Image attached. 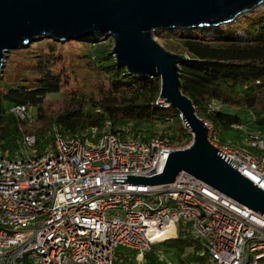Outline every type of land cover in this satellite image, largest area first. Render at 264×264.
Wrapping results in <instances>:
<instances>
[{
    "label": "built area",
    "instance_id": "1",
    "mask_svg": "<svg viewBox=\"0 0 264 264\" xmlns=\"http://www.w3.org/2000/svg\"><path fill=\"white\" fill-rule=\"evenodd\" d=\"M13 111L34 120L32 108ZM207 124L210 142L264 190V135L222 144ZM52 135L43 152L27 135L21 155H0V264H116L121 247L144 260L170 239L156 237L179 225L203 243V264H264V215L196 176L184 172L165 185L113 182L112 175L162 172L169 153L189 143L116 132L111 121L76 135L54 127Z\"/></svg>",
    "mask_w": 264,
    "mask_h": 264
},
{
    "label": "trees",
    "instance_id": "2",
    "mask_svg": "<svg viewBox=\"0 0 264 264\" xmlns=\"http://www.w3.org/2000/svg\"><path fill=\"white\" fill-rule=\"evenodd\" d=\"M171 29L164 32L168 38L166 49L185 56L180 67L182 92L191 98L199 116L212 126L219 142L243 146L250 134L264 135V11L226 28H213L212 35L204 28ZM63 43L60 39H47L37 44L39 50L26 46L5 60L0 72V155H21L27 135H36V149L43 152L53 142L54 127L65 135H76L108 121L114 131H130L144 139L160 136L180 144L192 141L193 135L185 127L181 113L161 101V78L130 73L117 62L112 53L113 39L105 34L78 42L82 47V54H77L79 60L95 78L92 89L80 87L65 94V87L76 80L78 71L75 63L66 64L65 55L59 50ZM14 55L22 56L24 62H17ZM62 94L66 96L63 107L49 112L47 98ZM212 102L222 107L215 108ZM16 106L32 108L34 120L17 115L13 111ZM240 111L253 115L258 132L245 130ZM236 124L241 128H235ZM225 131L235 132L237 137L224 139ZM183 232L164 241H176L175 254L183 256L178 264L207 263V257L198 255L203 243L189 231ZM188 245H193V250L187 251ZM162 253L154 246L145 254L144 264H167ZM134 259L135 254L117 251L116 264H135Z\"/></svg>",
    "mask_w": 264,
    "mask_h": 264
},
{
    "label": "water",
    "instance_id": "3",
    "mask_svg": "<svg viewBox=\"0 0 264 264\" xmlns=\"http://www.w3.org/2000/svg\"><path fill=\"white\" fill-rule=\"evenodd\" d=\"M264 0H0V72L11 50L39 37L60 40L105 34L117 62L135 75L162 80L161 101L176 108L193 139L169 153L153 176L112 175L113 182L165 185L189 173L264 215V190L237 170L209 139V126L182 92L184 55L163 47L153 33L169 28H208L234 21Z\"/></svg>",
    "mask_w": 264,
    "mask_h": 264
},
{
    "label": "rangeland",
    "instance_id": "4",
    "mask_svg": "<svg viewBox=\"0 0 264 264\" xmlns=\"http://www.w3.org/2000/svg\"><path fill=\"white\" fill-rule=\"evenodd\" d=\"M264 11V2L256 7L253 11L244 13L242 15H240L238 18H236L234 21L232 22H228L225 24H220L217 26H212V27H208V28H204L203 30H207L206 32L210 35L213 34L212 29L213 28H226V26L232 25L234 23H236L239 20H243L244 17L255 14V12H261ZM198 28H173L171 30H182V31H192V30H196ZM201 29V28H200ZM209 30V31H208ZM164 32L165 29H160L158 30V32L153 33V37L155 38V40H157L163 47H165V42H167L168 38L166 36H164ZM237 33V32H236ZM103 35V34H102ZM94 35H92L93 38ZM88 37V36H85ZM85 37H75V38H70V39H66L63 40V47L59 50L62 51V53L65 55V60H66V64H69L70 62H73L76 64V69L78 71L77 74V78L76 80H74V82L72 81V83H70V85H68L67 87H65V91L64 93L66 94V92H68V90L70 89H77V88H84L85 90H90L93 87V84L95 83V78L93 77L92 74L87 73L88 70L82 66L81 61L79 60V57L77 54H82V47L81 45H79L78 42L82 41L85 39ZM52 37L49 36H44V37H39L37 40H35L34 42L30 43V45L28 46H33V48H35V50L33 49V51L39 50L38 48V43L43 42L45 40H51ZM173 41H177L176 39H173ZM166 48V47H165ZM15 51H17V49L15 50H11L8 55L13 54ZM8 58V56H7ZM6 58V59H7ZM17 62L23 63L24 59L22 56L19 55H14L13 57ZM73 78V75L71 76V79ZM80 80V81H77ZM65 94L62 95H50L47 98V108L49 112H57L58 110H60L63 107L64 104V99H65ZM262 104L264 105V95L262 96ZM240 115L242 118V122L245 124V130L248 132H258V129L256 124L253 121V115L248 112V111H240ZM213 129V128H212ZM213 132V130H212ZM215 134V133H213ZM223 138L224 139H228L229 137H237V133L235 132H223ZM50 144H47L46 146H49ZM183 225H179V229L178 231L176 229H171L170 231H168L165 234H162L158 237H156V240H163L164 238H171L174 235H179L181 234ZM184 233V232H182ZM155 247L157 249H160L163 253H162V257L165 260L166 263H172V264H178V259L179 258H183V256H179L177 254H175V251L177 249V243L174 240L169 241L168 244H165L164 241L163 242H159L157 244H155ZM193 250V245H188L186 247V250ZM118 252L121 253H125L128 255H133L134 254V250L131 248H127V247H121ZM134 263L135 264H144V260H138L137 257L134 259Z\"/></svg>",
    "mask_w": 264,
    "mask_h": 264
}]
</instances>
